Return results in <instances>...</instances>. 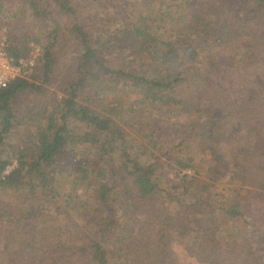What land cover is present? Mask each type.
<instances>
[{
	"label": "trees",
	"instance_id": "1",
	"mask_svg": "<svg viewBox=\"0 0 264 264\" xmlns=\"http://www.w3.org/2000/svg\"><path fill=\"white\" fill-rule=\"evenodd\" d=\"M0 25L39 49L0 89V264H264V0H0Z\"/></svg>",
	"mask_w": 264,
	"mask_h": 264
},
{
	"label": "built area",
	"instance_id": "2",
	"mask_svg": "<svg viewBox=\"0 0 264 264\" xmlns=\"http://www.w3.org/2000/svg\"><path fill=\"white\" fill-rule=\"evenodd\" d=\"M39 49L34 47L29 56L14 60L6 51V43L0 39V89L16 79L25 77L34 66ZM10 168H7V172Z\"/></svg>",
	"mask_w": 264,
	"mask_h": 264
},
{
	"label": "rangeland",
	"instance_id": "3",
	"mask_svg": "<svg viewBox=\"0 0 264 264\" xmlns=\"http://www.w3.org/2000/svg\"><path fill=\"white\" fill-rule=\"evenodd\" d=\"M2 23L4 24V23H6V21H3ZM6 37H7L6 27L3 25H0V39L4 40L6 43V41H7ZM27 97H28V94L23 95V99H26ZM12 167L13 166H8L7 168L11 169ZM184 172L187 174H190V175L193 174V171L191 172L190 170H184ZM202 173H204V172H202ZM210 178H211V176L207 179H210ZM221 188H222V182L217 184L215 192H221ZM244 235L246 236V238L252 237L251 234H249V235L244 234ZM251 243H252L253 248H256V245L260 244L259 249L256 251V253H257V255L262 256L264 258V244L261 243L258 238H251ZM173 248H174V251L176 252V255L178 258V264H196L195 262L190 260L188 253L185 251V250H187V248H185V247L183 248L182 245H179V244L173 245Z\"/></svg>",
	"mask_w": 264,
	"mask_h": 264
}]
</instances>
